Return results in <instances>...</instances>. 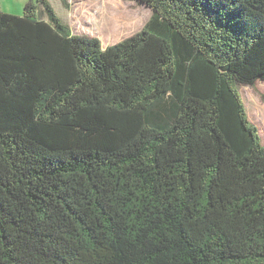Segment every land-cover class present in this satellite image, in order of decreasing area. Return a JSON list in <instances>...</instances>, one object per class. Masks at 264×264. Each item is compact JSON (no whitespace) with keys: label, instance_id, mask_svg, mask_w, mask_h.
<instances>
[{"label":"trees","instance_id":"16d2710c","mask_svg":"<svg viewBox=\"0 0 264 264\" xmlns=\"http://www.w3.org/2000/svg\"><path fill=\"white\" fill-rule=\"evenodd\" d=\"M137 1L106 49L0 8V264H264V0Z\"/></svg>","mask_w":264,"mask_h":264},{"label":"rangeland","instance_id":"374dc122","mask_svg":"<svg viewBox=\"0 0 264 264\" xmlns=\"http://www.w3.org/2000/svg\"><path fill=\"white\" fill-rule=\"evenodd\" d=\"M57 16L77 34L98 38L106 49L142 31L152 17L150 8L137 0H47ZM28 0H0L1 11L23 17ZM38 19L48 21L41 5ZM120 35L119 38H115ZM249 120L259 129L264 144V81L254 86H241Z\"/></svg>","mask_w":264,"mask_h":264},{"label":"bare ground","instance_id":"6f19581e","mask_svg":"<svg viewBox=\"0 0 264 264\" xmlns=\"http://www.w3.org/2000/svg\"><path fill=\"white\" fill-rule=\"evenodd\" d=\"M146 7H147V6H146ZM119 37H120V35H116V36H115V38H119Z\"/></svg>","mask_w":264,"mask_h":264},{"label":"water","instance_id":"95a60500","mask_svg":"<svg viewBox=\"0 0 264 264\" xmlns=\"http://www.w3.org/2000/svg\"><path fill=\"white\" fill-rule=\"evenodd\" d=\"M142 4V3H141Z\"/></svg>","mask_w":264,"mask_h":264}]
</instances>
